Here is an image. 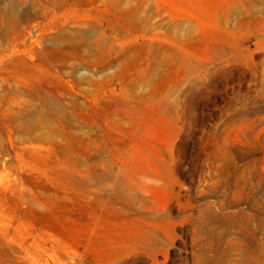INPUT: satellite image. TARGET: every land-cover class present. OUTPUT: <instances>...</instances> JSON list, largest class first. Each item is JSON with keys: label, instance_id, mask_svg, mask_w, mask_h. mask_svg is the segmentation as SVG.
Listing matches in <instances>:
<instances>
[{"label": "rangeland", "instance_id": "1", "mask_svg": "<svg viewBox=\"0 0 264 264\" xmlns=\"http://www.w3.org/2000/svg\"><path fill=\"white\" fill-rule=\"evenodd\" d=\"M0 264H264V0H0Z\"/></svg>", "mask_w": 264, "mask_h": 264}]
</instances>
